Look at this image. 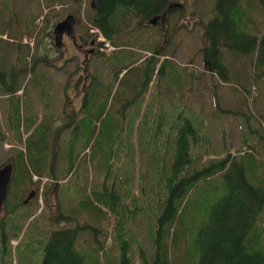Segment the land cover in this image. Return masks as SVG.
<instances>
[{
    "label": "trees",
    "instance_id": "16d2710c",
    "mask_svg": "<svg viewBox=\"0 0 264 264\" xmlns=\"http://www.w3.org/2000/svg\"><path fill=\"white\" fill-rule=\"evenodd\" d=\"M33 1L0 0L1 23H4L2 31H9L8 38L13 41L10 49V53L13 50L10 56L11 69L0 70V90L4 91L0 95L12 98L13 94L18 92L12 83L19 74L23 75L28 69H60V66L56 65L58 57L52 56L51 51L45 49H48V42H54L56 23L64 15L76 16V26L83 45L88 46L96 41V35L89 32L90 24L100 31L113 48L106 54L99 51L103 43H95L92 59L97 56L101 58L108 75L101 73L92 76L87 69L90 79L77 81L78 84L82 82V104L71 116L67 113L64 115L61 102L60 111L56 110H59V105L54 107V103L60 98L55 99L49 95L47 88H41L42 93L38 97L47 108L46 115L41 118L37 115L21 118L16 111V103L13 100L5 102L2 110L7 114V121L3 131H0V144L4 147L5 143L9 142L11 147L7 149L3 161L0 160V167L11 162L14 170L8 190L11 200L7 198L3 207L5 216L0 219V262L8 250L11 254L17 252L20 237L24 238L32 224L33 219L29 220L31 215L23 213L22 207L25 206V196H29L34 190L35 197H43L47 208L51 205L50 196L59 197V193L60 197L72 198L76 193L81 202L80 213L72 208L62 209L59 206L56 215L50 217L48 221H57L63 226H57L44 237L43 241L46 242L43 244L41 258L37 261H40L39 264H107L102 259L108 251L104 248V242L97 238V228L104 220L110 226L113 246H121L122 252H119L117 264H175L172 248H178V253L185 261L187 251L189 264H264V244L260 238L262 228L259 227L264 212V179L256 170L262 163L261 158L254 157V154L259 156L257 147L248 145L245 152L239 151L234 156L227 153L222 159L210 158L211 148L203 143L209 140V135L202 131V123L196 122L197 117L202 118L203 111L190 109L183 115L181 112L186 106L180 107L178 102L182 97L184 84L189 86V92L199 84L196 82L192 85L194 81L187 76L191 73L188 67L182 71L185 75L181 81V91L172 90L169 86L166 89L170 98L176 99V102L171 101L168 106V103L162 100L159 83L170 72L171 66L165 62L159 63L158 51L164 47H153L147 38L142 37L143 32L148 31L141 28L146 26L145 20L154 19L156 16L166 20L170 13L169 3L177 0H101L98 10L87 9L81 27L78 24L81 22L79 13L82 0H46L45 13L41 6H36ZM56 4L60 5V9L53 15ZM173 6L177 4L174 3ZM256 8L262 11L259 12ZM180 10L181 7L177 8V12ZM209 11L207 22H201L204 27L202 39L206 69L210 74L217 73L221 81L228 82L233 79V74L231 77L227 75L228 61L222 49L227 48L229 53L241 59H250L249 64L253 72L247 75L246 85L241 86L242 92L248 93L247 87L250 83L257 85L259 81H264V0H215ZM51 16L56 21L51 22ZM39 17L43 18V26L36 30L35 20L40 19ZM176 32L174 29L167 32L171 44L175 43L171 39L175 38L172 35ZM24 37L33 42L32 46L23 41ZM137 42L141 45H137ZM148 50L153 51V55L143 56L144 51ZM175 51L174 55L169 56L171 62H175ZM132 64L136 66L130 69ZM133 69L137 70L136 76L126 80L128 72ZM179 78L182 79L181 76ZM68 80L66 86L69 84ZM125 87L128 89L126 95L130 94L131 98L137 92L143 100L150 92L155 90L157 93L156 98L152 96L153 101L140 103L142 114L134 117V127L128 129L131 140L124 146V152L118 145L121 140L117 136L119 131L111 138L110 147L119 151L116 153V160L120 163L123 153V159L124 156L128 157L134 168V157L138 149L143 152L144 147L148 145L167 149L165 146L170 140L173 151L169 156L167 172L163 171L160 178L164 184V197L160 199L158 193L155 197L146 196L145 178L140 177L139 197L131 190L122 205L120 189L107 187V184L94 183L89 186L88 180L81 176L79 178V174L80 168L84 174L88 173L87 163L89 165L90 162L85 152L91 140L87 135L91 124L95 133L97 122L107 114L106 104L102 105L104 98L111 108L114 107L113 103H121L124 97H121V93ZM105 91L106 97L103 96ZM64 94L65 105L69 100L66 91ZM0 99L3 101V98ZM175 107L177 111L178 108L181 110L180 113L174 111ZM96 109V116L92 118V112ZM113 114L118 119L121 111ZM197 123L200 127L196 126ZM80 130L82 131L78 132ZM81 139L85 140L84 144L77 150L75 144ZM167 152L168 149L164 154ZM111 157L112 153L109 159ZM254 161L255 164H251ZM73 173L78 179H75L72 188ZM43 178L48 180L43 181ZM216 184L220 185V189L216 190L215 197L220 198H217L209 209L208 223L201 225L192 235L189 234L190 230L186 231V235L180 232L178 238L176 220L183 212L189 197L195 192H200L205 186L215 188L218 186ZM41 186L43 188L40 191ZM119 186L123 190V186ZM92 198L102 205H97ZM85 200L91 202L88 207L83 204ZM148 210L152 212L150 220L155 224L151 251L141 244L139 249L128 247L133 239L131 228L127 230L128 223H131L139 212L141 225L145 226V213H148ZM82 216L91 218L93 223L88 225L80 222ZM16 218L22 221L18 231L13 229L16 227ZM85 230L91 232L97 246L86 249L79 245ZM152 233L147 229L148 237L152 236ZM133 235L136 236L135 233ZM12 239L19 241L16 248L11 244ZM104 239L106 240L105 236ZM31 254L35 255V251Z\"/></svg>",
    "mask_w": 264,
    "mask_h": 264
},
{
    "label": "rangeland",
    "instance_id": "374dc122",
    "mask_svg": "<svg viewBox=\"0 0 264 264\" xmlns=\"http://www.w3.org/2000/svg\"><path fill=\"white\" fill-rule=\"evenodd\" d=\"M215 0H177L175 2H170V6L174 3L181 4L180 12H177V6H173L170 8L169 6V14L166 18V24L160 23L161 26L154 27L152 25H146L141 28V30H145L148 32H143L142 37L147 38L146 40L152 44V46H159L161 39L158 36L167 35V32L171 29L176 30L177 32L172 35L175 37L171 40L175 41L174 44H171L168 39L167 43L164 41L162 43H166L167 47H164L159 52V63L162 62L167 63V65L171 66L170 72L162 79V82L159 83L161 89V96L163 100H168V106L171 105V101L169 100V91L166 90V86L171 87L172 90L181 91V81L184 78L182 71L185 70V67L191 71V75L188 74L189 78H192L194 83H199L195 88H192V92H189V86L186 84L183 85L182 88V97L180 99L179 105L186 106L183 110V115L187 114V110L193 109V111H203L202 118L197 117L196 122H200L201 129L203 132H206L209 135V140L203 142L208 148H211V157L222 159L227 153H230L232 156L237 154L239 151H246L248 149V145H254L257 147L259 152V156L254 154V157L260 159V165L256 167L258 174L261 175V178L264 179V81H259L257 85L254 83H250L247 87L248 93L242 92L241 88L244 87L247 82V75L252 73L251 65L249 64V60L241 59L235 54H231L228 52L227 48L222 49L224 53V57L228 61V74L230 77L233 74V79L228 80V82L221 81V78L217 76V73H212L206 69V61L204 59L203 54V39L204 38V27L201 22L205 24L209 17V10ZM0 7H2V2H0ZM14 3V2H12ZM33 4L36 6H41V10L46 12L45 5L46 0H34ZM90 0H82V8L79 13V19L81 22L78 24L80 27L84 23L85 13L87 9H90L89 6ZM168 4V5H169ZM53 15L59 11L60 5L56 4ZM91 10V9H90ZM257 11L261 12V9L256 8ZM93 11V10H92ZM1 15L0 13V70L2 69H11V59L10 56L13 53H10V49L13 46V41L8 38L9 31H2L4 28V23H1ZM67 16V15H66ZM65 15L63 18L66 17ZM51 22L56 21V19L51 16ZM40 18V17H39ZM61 18L60 20H62ZM76 18V16H75ZM41 19H36L35 24L37 25L36 30L43 26V21ZM59 20V21H60ZM77 20V19H76ZM52 24V23H51ZM145 24V23H144ZM77 25V24H76ZM187 25V26H186ZM89 26V32L91 34H95L98 38V34L93 30L94 28ZM75 38L77 39V43L74 46L71 38H67L66 35L63 36V43L60 47H55L53 42L52 44L48 42V49L51 51V55L58 57V61L56 65L60 66V69L56 70L55 67H45L37 70L28 69L23 75L19 74L12 86L18 90L17 93L13 94L12 98H9L5 95H0V98H3V101L0 99V131L2 132L5 128L7 121V114L5 110H2L5 102L9 100H13L16 103V111L21 118L25 116H33L37 115L41 118L42 115H46L47 108L44 107V104L39 100V94L41 92V88L44 90L47 88L48 94L54 96L55 98H60L63 101L64 98V90L66 88V80L72 82L74 78H77V81H81L84 78V73L81 72L82 69V61L85 57V51L90 49L91 46L83 45L82 41L79 38V33L77 26L75 27ZM140 30V31H141ZM164 30V31H163ZM96 43L101 42L97 40ZM123 39L125 37H122ZM136 40H138L136 38ZM24 42L30 43L32 46L33 42L28 40V37L23 38ZM108 46L103 45L99 48V51H104L106 54L110 53V50L113 48L109 41ZM137 45H141V43L137 42ZM80 46V48H79ZM175 48V50H173ZM14 49V48H13ZM92 49V48H91ZM44 50V51H45ZM57 50V51H56ZM173 51H175V57L173 60L175 62H171L169 56L174 55ZM167 52V53H166ZM169 53V54H168ZM153 55V51L148 50L144 51L143 56ZM166 55V56H165ZM142 59V58H141ZM14 61V59H13ZM167 61V62H166ZM177 62V63H176ZM89 68V72L91 75L103 74L104 76L108 75V72L105 70L104 65L102 64V59L98 56L92 59V56L89 55L88 61L85 64ZM159 65V64H158ZM136 66V64H132L129 68ZM145 67V65H142ZM76 68V70H74ZM158 67V66H157ZM157 69V68H156ZM137 70H130L127 74L126 80L132 78L133 75L136 76ZM161 72V71H160ZM199 73V74H197ZM202 73V74H200ZM241 73V74H240ZM155 75V73H154ZM182 77V79L179 78ZM156 77V75H155ZM200 77V78H199ZM45 82V83H44ZM242 86V87H241ZM82 82L77 86V93L73 97V93L71 92V100L76 105V110L80 108L82 92L81 91ZM115 91L117 90L114 88ZM126 87L122 90L121 97L127 94ZM107 91V90H106ZM106 91L103 96L106 97ZM4 92L0 90V93ZM156 91H152L145 98V103H149L152 101L153 97L156 98ZM137 95L139 93L137 92ZM153 96V97H152ZM107 106V114L102 116L101 119L97 122L95 133L93 132V126H90V132L87 135L91 141H89L86 147V157L88 158L87 163V179L89 183L93 185H100L102 182V174H97L96 169L98 165H101L102 171L105 172L108 177L106 184L107 187H114L120 189L122 205L125 203V197L128 192L133 190L135 196H138V190L140 189L139 185L141 183L140 177L145 178L146 196L155 197L156 193L159 194L160 199L164 197L163 193V181L160 180L162 177V172H167L169 162V156L172 154V141L165 146L168 147V152L164 154V147L157 148L152 147V145H148L144 147L143 152H136V156L134 157V163H136L133 168L132 163L130 162L128 157L124 156L123 153L121 162L116 160V153L118 150H114L111 146L110 141L111 138L114 137L116 131L117 136L121 139L118 143L120 150L123 151L124 146L129 144L131 138L128 134V129L134 127L132 122H134V114L137 117L140 116L141 106L139 105V112L129 113L130 115L124 120H121V115H118V119L116 118V112L122 110V106L119 104L113 103L115 106L110 107L109 102L106 98L103 100ZM99 102V105L100 106ZM57 104V103H56ZM62 104V103H61ZM8 105V104H7ZM58 105V104H57ZM56 105V107H57ZM61 105L59 106V108ZM171 110H173L171 108ZM174 111H177V108H174ZM97 109L92 112V118L96 116ZM113 112V113H112ZM91 118V120H92ZM199 123H197V127H200ZM82 130L78 131L81 132ZM1 136V135H0ZM27 133L25 134V137ZM117 140V139H116ZM83 139L78 140V143L75 144L77 150L84 144ZM9 142L5 143L4 147L0 144V160L3 161L4 156L6 155L7 149H9ZM198 151L200 152V146L198 147ZM130 150V147H129ZM116 151V152H114ZM124 152V151H123ZM108 153V158L106 155ZM112 153L111 159H109ZM204 155V154H203ZM109 159V160H108ZM119 163V164H118ZM251 164H255L251 162ZM91 168V169H90ZM252 168V167H251ZM134 169V170H133ZM133 170V171H132ZM48 180L46 178H43ZM73 183L72 188L75 185V180L71 179ZM122 185L123 190L119 185ZM89 185V184H88ZM218 185V184H216ZM90 186V185H89ZM220 185L216 186L212 189L209 186L203 187L200 192H195L191 197H189L188 202L183 209V212L178 216L176 223L178 225V229L176 231V236L181 232L183 235H186V231L190 230V235H192L201 225H204L208 220V214L210 212V207L217 200L215 197L216 190L220 189ZM43 186H41L40 191ZM98 188V187H96ZM59 197L50 196V204L47 208V204L43 202V197L40 195L38 198L35 197V193L25 206L22 207V212L31 215V219L33 221L29 226L24 238L20 237V246L17 249V252L12 253L9 250L3 256V260L0 264H39L38 260L41 258L42 248L45 240L44 237L49 235V233L57 228V226L62 227V223H55L48 221L51 216H55L59 210V206L63 209L65 207L72 208L75 212H81V202L80 198L77 197L76 193L73 194V198L71 197ZM24 197V196H23ZM28 196H25V203ZM139 197V196H138ZM7 198H9L7 196ZM97 205H102L101 202L96 201L95 198H92ZM11 200V198H9ZM91 202L89 200H85L83 204L86 207L90 205ZM154 203V202H153ZM21 213V214H23ZM151 213L148 210L145 215L146 223L145 226L141 225L140 219L141 215L138 212L136 216H134L131 223H128L127 230L131 228V237L132 244L128 247L139 249L140 244L146 250L151 251L152 247V238H155V230L154 229V221H151ZM19 214V215H21ZM74 215V212H73ZM5 216V212H0V219ZM18 217V216H17ZM16 218V227H13L14 230L18 231L19 226L22 225V221L19 218ZM35 219V220H34ZM80 222L85 224H92L93 221L91 218H87L82 216L80 218ZM28 220V221H29ZM24 223V221H23ZM67 225V224H66ZM72 226V225H70ZM72 226V228H74ZM259 227L262 228V235H260L261 242L264 244V212L261 218V222H259ZM99 236L97 238L99 241L104 242V248L108 251L105 253L102 261L107 264H117L118 259L120 257L119 252L121 251V246L119 247L112 243V236L110 226L106 220L101 221L98 226ZM147 229L152 236H147ZM39 230V231H38ZM126 230V231H127ZM90 233V234H89ZM136 234L133 235V234ZM22 236V235H21ZM106 237V240L104 239ZM180 236H178L179 238ZM91 236V232L85 230V233L80 237L79 245L83 248L89 249L91 246H97V242ZM19 241L12 239L11 244L14 248H16ZM191 248V245H189ZM119 249V250H118ZM173 249V261L175 264H189V260L187 258V251L185 253L186 261L182 258V256L178 253V248ZM32 251H35V255L31 254ZM122 252V251H121ZM120 252V253H121ZM118 257V258H117ZM2 257L0 258V260ZM188 261V262H187ZM187 262V263H186Z\"/></svg>",
    "mask_w": 264,
    "mask_h": 264
},
{
    "label": "flooded vegetation",
    "instance_id": "af4514ba",
    "mask_svg": "<svg viewBox=\"0 0 264 264\" xmlns=\"http://www.w3.org/2000/svg\"><path fill=\"white\" fill-rule=\"evenodd\" d=\"M177 4V3H176ZM177 6H178V8H180L181 7V4H177ZM145 22V25H152V26H154V27H156V26H158L157 24H158V22H159V25L161 26V24L162 23H164L165 22V24H166V20L165 19H163V18H160V19H156L155 20V23L153 24V22H152V19H148V20H145L144 21ZM161 23V24H160ZM187 26V25H186ZM164 31V30H163ZM159 35H161V36H158L160 39H161V41H160V45L158 46L159 48H163V47H167V45H166V43H167V39H168V37H167V35L165 36V35H162V34H159ZM71 38V41H73L72 43H73V45L75 46L76 45V43L78 42L77 41V39L74 37V38H72V37H70ZM166 42V43H162V42ZM95 40H94V42H91L90 43V45L89 46H91V48L94 50V46H95ZM79 48H80V46H79ZM90 48V49H91ZM88 51H89V49L88 50H86L85 51V57H84V60L85 61H88V58H89V55H93L92 53H88ZM95 54V53H94ZM166 56V55H165ZM86 64V63H85ZM80 69H82L81 70V72H83L84 73V78L82 79V81L83 80H89L90 79V77L88 76V73H87V69L89 70V68L86 66V65H83V67H80ZM90 71V70H89ZM77 85H78V83H77V78H74V80L72 81V82H69V84L66 86V88H65V91H66V94L68 95V100L69 101H67V104H65L64 105V103H66V96H65V94H64V98H63V101L61 100V99H59V100H55V105H54V107L58 104H60V102L63 104V110H64V115H65V113H67L69 116H71L72 114H75V112H76V105H75V103H73V100H71V92L73 93V97H74V95H76V93L78 92L77 91ZM56 99V98H55ZM122 117H121V121H122V119H126L130 114V112L131 113H133V112H139V103L141 102V99H140V97H139V95H137V93H135L134 94V96H133V98H131V96H130V94H128V95H124V97L122 98ZM57 103V104H56ZM57 105V106H58ZM60 106V105H59ZM61 108V107H60ZM60 108H59V110L56 108V110L57 111H60ZM1 135V134H0ZM1 137V136H0ZM11 146L9 145V148H10ZM11 163V162H10ZM7 164V163H6ZM13 164V163H12ZM14 167V166H13ZM91 169V168H90ZM14 170V169H13ZM75 168H74V172H75ZM97 174L99 175L100 174V171H97ZM80 176L81 177H83V178H86V180H88L87 178V174H84L83 173V171H82V169L80 168V174H79V178H80ZM108 175L106 174H103L102 175V183L101 184H106V181H107V179L109 178V177H107ZM72 178H74V180L75 179H78V177L76 176V175H74V173L72 174ZM34 191V190H33ZM32 198V197H31ZM30 201V200H29ZM25 204H27L26 202H25Z\"/></svg>",
    "mask_w": 264,
    "mask_h": 264
},
{
    "label": "water",
    "instance_id": "95a60500",
    "mask_svg": "<svg viewBox=\"0 0 264 264\" xmlns=\"http://www.w3.org/2000/svg\"><path fill=\"white\" fill-rule=\"evenodd\" d=\"M89 6L91 10H98L101 4V0H90ZM170 6V8H172ZM158 18L156 16L154 19L152 18L153 24L155 23V20ZM75 25H76V19L75 16L72 14H68L65 18L62 20L58 21L55 26V31H54V45L55 47H60L63 43V36L66 35V37H75ZM88 53L94 54V50H89ZM85 60L82 61V66L84 65ZM13 164L12 163H7L3 166L0 167V212L2 211L4 204L6 202L7 196H8V190L9 186L12 180V175H13ZM34 191L30 193V195L26 199V203L29 202L31 197L34 195Z\"/></svg>",
    "mask_w": 264,
    "mask_h": 264
},
{
    "label": "crops",
    "instance_id": "0c3cea01",
    "mask_svg": "<svg viewBox=\"0 0 264 264\" xmlns=\"http://www.w3.org/2000/svg\"><path fill=\"white\" fill-rule=\"evenodd\" d=\"M150 88H151V87H150ZM166 88H169V87L166 86ZM139 97H140V96H139ZM140 99H141V98H140ZM162 100H163V99H162ZM169 100H170V101H174V102H176V99H172V98H170V93H169ZM152 101H153V100H152ZM122 102H123V101H121V103H118V104L122 106ZM141 102H143L144 104H147V103H145V102H146L145 99H144V100L141 99ZM141 102H140V103H141ZM150 102H151V101H150ZM163 102H168V100H166V101L163 100ZM81 103H82V99H81ZM140 103H139V105H140ZM80 105H81V104H80ZM178 110H179V111H176V112L180 113L181 110H180L179 108H178ZM181 113L183 114L184 112L182 111ZM121 114H122V110H121ZM121 114H120V115H121ZM136 114H137V113H136ZM136 114H134V117L136 116ZM120 121H121V120H120ZM89 165H90V163H89ZM95 171H96V173H97V171H100V174H102V175L105 174V175H106V173L102 171V167H101V165H99ZM78 173H79V170H78ZM107 177H108V176H107ZM109 178H110V177H109ZM84 180H86V178H84ZM101 183H102V182H101ZM101 183H100V185H106V184H101ZM88 184L91 185V183H89V180H88Z\"/></svg>",
    "mask_w": 264,
    "mask_h": 264
},
{
    "label": "built area",
    "instance_id": "2783aa9c",
    "mask_svg": "<svg viewBox=\"0 0 264 264\" xmlns=\"http://www.w3.org/2000/svg\"><path fill=\"white\" fill-rule=\"evenodd\" d=\"M94 31H95L96 33H98V38H97V40H100V41H102V42L105 43L106 40L103 38L102 34L98 31V29H94L93 32H94ZM105 46L107 47V46H108V43H106Z\"/></svg>",
    "mask_w": 264,
    "mask_h": 264
}]
</instances>
